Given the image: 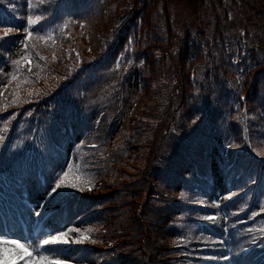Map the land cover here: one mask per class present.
<instances>
[{"label":"trees","instance_id":"obj_1","mask_svg":"<svg viewBox=\"0 0 264 264\" xmlns=\"http://www.w3.org/2000/svg\"><path fill=\"white\" fill-rule=\"evenodd\" d=\"M170 2L0 0V264H259L264 0Z\"/></svg>","mask_w":264,"mask_h":264},{"label":"rangeland","instance_id":"obj_2","mask_svg":"<svg viewBox=\"0 0 264 264\" xmlns=\"http://www.w3.org/2000/svg\"><path fill=\"white\" fill-rule=\"evenodd\" d=\"M170 3L171 4L169 6V9H170V13H171L172 18L174 19V22L177 23L176 27L179 28V30H181L184 27H189V29L192 31L191 33L194 34V28L198 27L197 26V20L199 18V14H200V10H201L200 0H173V1L171 0ZM253 3H254L253 5H255L256 1H253ZM200 19H202V18L200 17ZM263 143H264L263 141L259 142L256 145V148L252 147V149L254 150L253 151L254 155L258 157L256 164H258V166L261 167L262 172L264 171V144ZM240 154L242 156V152ZM256 179L257 178L255 177V179L253 180L254 183L256 182ZM258 182L256 184L252 185V186H256L257 188H253V187L249 188V190L251 188H253V190L255 189V191H257V195L260 192L264 193V183L260 180ZM98 184H100V183H98ZM229 197H230L229 200H233V195H230ZM262 197L263 196H261L260 198H262ZM242 199H244V197ZM244 209L247 210L246 215H244L245 217L243 216L239 219L240 221L242 220L239 224H240V226H249L251 223L249 224L248 220H243V219L244 218H247V219L253 218L255 216V215L253 216V213L255 210H253L251 208L247 209L244 207L243 209H238L236 211L237 212H243L242 210H244ZM209 216L215 217L214 220H216V218H217V215H215V214H208L206 217H209ZM256 218H257V216H255V218L251 221H254ZM221 219L223 221L222 217H221ZM214 220H208V221L210 222V221H214ZM257 220H256V222H257ZM254 222L250 225L249 228L253 227ZM204 224H206L208 227H210V223L205 222ZM233 226H236V225H233ZM207 230H209V229H207ZM76 238H77V236L74 234L72 235L71 233H69L68 236L66 235L63 237V239L68 241V243L75 244V243L80 242V241H85V239H88V236L82 234L79 236V238H77V239ZM8 244L15 245V247L18 251V254H16V256H15L14 251H11L9 254H7L6 255L7 256L6 264H35V263L31 262L30 255L18 243L9 241ZM82 244H87L90 249L93 250L94 248H96L94 250H97V247L92 246L91 243H84L83 242ZM255 245H253V247ZM79 246H81V245L79 244ZM9 249H11V248H9ZM5 250L6 249H4L3 251H5ZM101 250H103V249H101ZM252 250H253V248H249V249H247V248L242 249L241 248L238 251L239 252L243 251V252L247 253L244 256H250ZM103 251L109 252V249H104ZM205 254H207V253H205ZM216 254L217 253H212L211 255H216ZM255 256L257 257V259H259V264H264V242L257 247V253L255 254ZM5 257H4V260H6ZM164 261H168V260H164ZM175 261H172V263H175ZM39 264H52V262L43 258L39 262ZM212 264H214V263H212ZM228 264H230V263H228ZM253 264H256V263L253 262Z\"/></svg>","mask_w":264,"mask_h":264},{"label":"snow or ice","instance_id":"obj_3","mask_svg":"<svg viewBox=\"0 0 264 264\" xmlns=\"http://www.w3.org/2000/svg\"><path fill=\"white\" fill-rule=\"evenodd\" d=\"M43 2V0H41V3ZM41 18L40 17H36V20L39 21ZM28 24L29 27H32L33 25V21L32 18L29 17L28 18ZM11 31V29H9V32ZM25 31L27 32L28 29H25ZM5 36L8 35V33L6 32L4 34ZM28 35H31V32L28 33ZM4 37H0V39H3ZM15 63H18V61H16ZM69 167H71V165H69ZM67 175V172H62L61 174H58L54 187L51 189L49 196H54L56 194L59 193V191L62 189V187H65L66 185L63 184V177ZM74 187V186H73ZM230 198V197H229ZM37 215H39V213H37ZM204 219L206 220H214L215 217L209 216V217H204ZM71 231V230H70ZM67 233H57L56 235H49L46 239L40 241V245H38L34 251L37 252V254L39 255V248L40 246H47V245H56L59 243H67L68 241L64 240L63 237L66 236ZM4 238L0 237V242H3ZM21 247H23V245H21ZM52 264H57V262L53 261Z\"/></svg>","mask_w":264,"mask_h":264}]
</instances>
